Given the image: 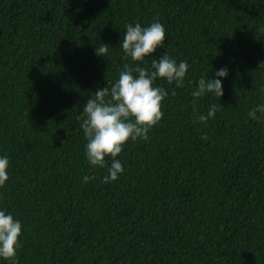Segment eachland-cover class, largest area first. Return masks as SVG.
Masks as SVG:
<instances>
[{
	"label": "trees",
	"instance_id": "1",
	"mask_svg": "<svg viewBox=\"0 0 264 264\" xmlns=\"http://www.w3.org/2000/svg\"><path fill=\"white\" fill-rule=\"evenodd\" d=\"M157 19L185 83L156 80L163 117L104 183L112 158L89 166L83 106L142 63L118 44L125 25ZM262 61L264 0H0V207L22 222L0 264H264V116L247 115L264 103ZM223 66L222 97L191 95ZM210 104L215 117L197 121Z\"/></svg>",
	"mask_w": 264,
	"mask_h": 264
},
{
	"label": "clouds",
	"instance_id": "2",
	"mask_svg": "<svg viewBox=\"0 0 264 264\" xmlns=\"http://www.w3.org/2000/svg\"><path fill=\"white\" fill-rule=\"evenodd\" d=\"M166 37L165 25L158 19L147 26H142L140 22L126 24L118 44L123 55L142 63H137L133 68L125 65V70L120 71L110 89H96L83 106L84 118L80 127L86 139L84 155L89 166L104 168L105 157L112 158L106 174L101 178L104 183L117 180L125 171L122 161L117 158L124 144L129 140L147 141L150 128L163 117L161 102L168 92L164 87L157 86L156 80L160 78L177 87L185 83L189 65L186 60L177 61L168 54ZM107 44L96 46L95 54L106 57ZM158 48L165 49L163 54L153 59L149 67L142 66L147 64L146 57L153 56L152 53ZM208 72H202L197 79L196 87L191 92L193 97L205 94L222 97L221 78L227 77L228 68H217L214 76H209ZM217 111L218 106L210 104L206 114L199 113L195 119L206 124L210 118L215 117ZM247 115L259 120L260 116H264V103L254 105ZM206 138V134L201 135V139ZM9 166L8 156L0 154V186H4L9 179ZM90 179L85 174L81 182L87 183ZM21 233V220L0 207V259L15 260Z\"/></svg>",
	"mask_w": 264,
	"mask_h": 264
}]
</instances>
